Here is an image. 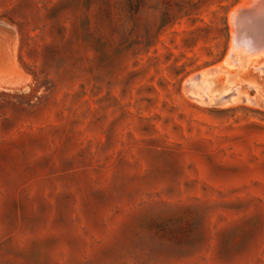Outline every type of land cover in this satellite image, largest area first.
Listing matches in <instances>:
<instances>
[{"label":"rangeland","instance_id":"374dc122","mask_svg":"<svg viewBox=\"0 0 264 264\" xmlns=\"http://www.w3.org/2000/svg\"><path fill=\"white\" fill-rule=\"evenodd\" d=\"M252 1L0 0V264H264Z\"/></svg>","mask_w":264,"mask_h":264},{"label":"bare ground","instance_id":"6f19581e","mask_svg":"<svg viewBox=\"0 0 264 264\" xmlns=\"http://www.w3.org/2000/svg\"><path fill=\"white\" fill-rule=\"evenodd\" d=\"M245 7L244 10L238 9L236 11L232 21L233 47L224 59L226 65L231 67L227 71L224 70V79L226 80L233 76V71L249 65L248 63L252 58L264 57V0H253L250 6L245 5ZM221 76L223 75L221 74Z\"/></svg>","mask_w":264,"mask_h":264}]
</instances>
